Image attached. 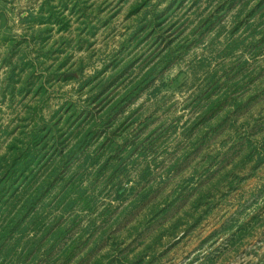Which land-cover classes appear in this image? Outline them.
I'll use <instances>...</instances> for the list:
<instances>
[{
	"label": "rangeland",
	"instance_id": "obj_1",
	"mask_svg": "<svg viewBox=\"0 0 264 264\" xmlns=\"http://www.w3.org/2000/svg\"><path fill=\"white\" fill-rule=\"evenodd\" d=\"M42 1L6 0L12 40H0V61L9 45L21 49L14 61L42 52L35 71L18 76L17 87L30 72L35 85L13 99L4 97L9 68L0 64V155L41 117L56 121L54 135L70 148L150 60L168 46L177 55L70 162L67 174L98 153L108 167H80L76 186L90 206L81 200L62 211L48 196L41 227L26 238L50 224L67 234L58 242L46 236L29 264H264V0H148L137 11L143 0H88L86 21L44 33L40 45L22 42L18 14ZM233 39L243 46L228 54ZM42 82L47 91L39 93ZM70 103L81 116H69ZM109 135L120 150L101 145ZM112 177L127 189L124 198Z\"/></svg>",
	"mask_w": 264,
	"mask_h": 264
},
{
	"label": "trees",
	"instance_id": "obj_2",
	"mask_svg": "<svg viewBox=\"0 0 264 264\" xmlns=\"http://www.w3.org/2000/svg\"><path fill=\"white\" fill-rule=\"evenodd\" d=\"M89 2L88 0H43L38 7L26 8L25 12L18 14L19 23L25 27L21 35L22 42L30 43L32 41L40 45L42 41H46L44 33L47 36L55 30L59 33L68 32L72 25V19L86 18ZM148 3V0H143L140 5L135 7V11L147 6ZM262 14L264 15V11ZM6 18H8L6 0H0V40L3 39L5 42L12 40L10 35L12 33L6 29V22L8 21ZM213 19L207 18L208 23H211ZM84 21L86 20L84 19ZM240 27V23L237 22L231 29V33H236ZM233 41L231 44H227L228 54H233L235 49L243 46L244 41L238 42L234 39ZM9 46L10 48L6 49V55L0 61V64L9 68L5 78L4 97L9 96L13 99L17 93L22 94L25 88L28 92L35 85V82H32L33 73L30 72L22 85L17 87L18 81L21 80L18 76L29 67L32 68V71H35L38 64H41L37 63L36 58H39L42 51H38L35 59L29 58L26 61L24 59L28 57V53H20L14 61L11 57L14 56L15 51L21 49L17 47L12 50L14 47ZM53 51L49 49L45 55L49 56ZM166 52L158 60L155 58L150 60L143 68V72L139 73L130 82L131 86L118 98L108 103L109 105L105 109L102 119H95L94 124L87 128H81L75 143L70 148L64 149L60 146L62 141L58 138L59 135H54L58 126L56 121L50 122V120H45L44 117H41L40 121L31 124L25 123L20 132L12 137L7 144L6 151L0 155V264H29L28 261L33 259V256L39 255L46 236L52 238L54 242H58L67 234V231L64 232V227L60 229L59 226L53 228L54 224H50L45 225L41 237L26 238L28 231L41 227L42 215L48 208L49 202L47 200L50 194H53L55 204L61 207L62 211L70 210L81 200L86 206H90L91 202L87 199L86 190L79 189L76 186V181L82 177L81 168L84 169L86 166L98 162L101 166L100 170H102L108 167V164H106L108 160L101 161L103 154L87 153L84 161L70 174H67V171L70 170L69 164L80 149L88 144L99 124L101 127H105L107 121L121 109L122 103L131 100L134 92L152 83L159 68L170 65L171 60L177 55L176 47L168 46ZM124 67L110 74L106 79V83L109 84L120 77V74L126 70ZM65 75L67 74L63 73V77ZM214 82L215 86L219 84V82ZM39 86L36 89L37 92L41 93L42 90V93H44L47 91L43 82ZM68 108H71L69 110V116L71 117L81 114L71 103L65 107V109ZM34 109L36 107L27 108L28 112L30 110L33 112ZM3 132H7V130ZM109 138L110 135L106 140ZM106 140L101 145L106 143L110 146L115 145L113 138ZM49 147L53 148L51 152ZM120 148L121 145L118 144L115 145L113 150H120ZM120 165L121 160L119 157L117 167ZM112 181L117 182V179L112 177ZM119 182L114 183L115 192L119 198H124L127 189L121 186ZM137 193H140V191H137ZM149 196L150 191L147 190L140 193L139 198L145 200ZM51 248H53V245L47 249V254H49Z\"/></svg>",
	"mask_w": 264,
	"mask_h": 264
}]
</instances>
